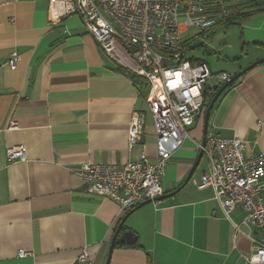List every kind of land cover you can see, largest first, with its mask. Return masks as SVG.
<instances>
[{"label":"crops","instance_id":"crops-1","mask_svg":"<svg viewBox=\"0 0 264 264\" xmlns=\"http://www.w3.org/2000/svg\"><path fill=\"white\" fill-rule=\"evenodd\" d=\"M47 9L48 0H0V264H71L83 247L92 264H246L248 235L260 231L243 223L239 207L225 218L213 189L197 188L209 169L204 155L184 183L199 153L203 115L169 159L161 196L127 216L109 252L128 211L90 192L77 170L82 163L135 161L140 141L154 160L146 94L77 15L52 28ZM243 22L240 54L213 72L233 75L264 57V14ZM13 52L14 69L6 62ZM134 111L146 117L130 147ZM211 123L220 135L256 140L253 153L264 155V62L223 90L207 130ZM19 146L24 158L9 160L6 149ZM260 182L264 196V174Z\"/></svg>","mask_w":264,"mask_h":264},{"label":"built area","instance_id":"built-area-1","mask_svg":"<svg viewBox=\"0 0 264 264\" xmlns=\"http://www.w3.org/2000/svg\"><path fill=\"white\" fill-rule=\"evenodd\" d=\"M227 1L48 0L47 17L52 28L66 16L77 15L108 57L148 84L145 100L155 135L154 160L148 157L146 144L139 142L146 114L134 111L127 138L130 147L139 142L138 159L120 165L82 163L77 170L90 192L116 202L121 212L161 196L169 159L188 136V129L203 115L206 100L231 78L229 72L211 71L206 62L190 61L195 56L190 53L191 44H186L194 36L192 30L203 33L216 26ZM18 60L19 55L13 52L6 62L14 69ZM255 142L220 135L211 123L203 147L209 169L196 182L199 189H213L225 218L230 219L239 207L245 214L243 223L260 231V237L248 235L251 247L246 264H264V196L260 182L264 155L253 153ZM25 152L24 146L8 147L6 156L9 160L22 159ZM233 226L239 231L237 223ZM17 254L29 253L19 250ZM71 264H92L86 247Z\"/></svg>","mask_w":264,"mask_h":264},{"label":"rangeland","instance_id":"rangeland-1","mask_svg":"<svg viewBox=\"0 0 264 264\" xmlns=\"http://www.w3.org/2000/svg\"><path fill=\"white\" fill-rule=\"evenodd\" d=\"M263 14L264 12H258L251 17L256 18ZM243 23L242 20L227 27L216 25L208 32L203 33L192 30L191 32L194 36L190 39L191 46H199L190 50V53L196 58L208 62L211 71H217L223 65L225 59H232L240 54V47L243 43L241 38ZM251 56L250 54L248 59ZM169 64H172V61ZM202 163H204V158L202 159Z\"/></svg>","mask_w":264,"mask_h":264},{"label":"trees","instance_id":"trees-1","mask_svg":"<svg viewBox=\"0 0 264 264\" xmlns=\"http://www.w3.org/2000/svg\"><path fill=\"white\" fill-rule=\"evenodd\" d=\"M224 14L218 19L216 25H223L224 27L236 24L242 20H245L251 17L253 14L258 12H264V0H229L223 5ZM186 44L189 46L191 44L190 39L186 41ZM199 45L189 46V50H192ZM191 59H198L192 57ZM193 61V60H190ZM120 69L132 78L134 83L142 89L143 93L147 95L148 93V84L146 81L134 74L131 73L128 69L120 67ZM144 87V89H143ZM211 97L206 100L204 108H206Z\"/></svg>","mask_w":264,"mask_h":264},{"label":"water","instance_id":"water-1","mask_svg":"<svg viewBox=\"0 0 264 264\" xmlns=\"http://www.w3.org/2000/svg\"><path fill=\"white\" fill-rule=\"evenodd\" d=\"M264 62V57L261 59H258L257 61L251 63L250 65H248L247 67L241 69L240 71L234 73L231 78L226 81L223 85H221L220 87L217 88L216 92L214 93V95L211 97L210 101L208 102L205 110H204V114H203V136L201 139V144H200V149H199V153L197 155L196 161L194 163V165L192 166V168L190 169L184 183H187V181H189L193 170L195 169V167L198 165V163L200 162V160L202 159L203 156V147L205 146V141H206V133H207V125H208V121H209V115H210V111L215 103V101L217 100V98L219 97V95L223 92V90L228 87L229 85H231L235 80H237L240 76H242L245 72H247L249 69H251L252 67L256 66L257 64L263 63ZM151 200H147L143 203L138 204L137 206H135L134 208L130 209L122 218V221L120 222V224L118 225L117 231L112 239V243L110 245L109 248V252L111 251V249L113 248V244L115 241V238L117 236V234L119 233L124 220L127 218V216L136 208L141 207L147 203H150ZM128 232L123 233L122 237L127 236ZM108 262V261H107ZM106 262V264H107Z\"/></svg>","mask_w":264,"mask_h":264}]
</instances>
